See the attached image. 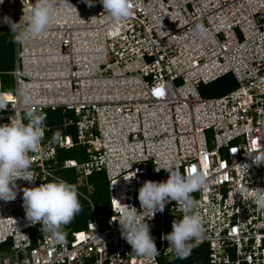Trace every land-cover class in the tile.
Returning a JSON list of instances; mask_svg holds the SVG:
<instances>
[{"label":"built area","instance_id":"built-area-1","mask_svg":"<svg viewBox=\"0 0 264 264\" xmlns=\"http://www.w3.org/2000/svg\"><path fill=\"white\" fill-rule=\"evenodd\" d=\"M59 2L65 6L56 7L46 35L14 40V67L6 71L14 88L0 91L6 105L0 124L23 122L21 89L45 117L42 139L29 153L36 179L18 178L15 199H0V244L7 245L2 264H164L177 258L161 239L183 214L175 201L145 217L154 257L132 253L117 221L120 204L139 209V187L158 182L164 168L205 175L206 187L191 194L203 220L198 243L207 244L205 264H264V213L254 203L256 188L264 189V165L249 156L264 145V0H133V14L118 24L98 0L93 6ZM33 3L3 0L0 18L19 21ZM196 24L205 27L204 36L194 31ZM0 30L10 27L0 22ZM227 73L234 88L217 96L200 92L201 84ZM49 110L65 114L57 124L63 132L52 136ZM75 146L82 148V162L59 160L60 149ZM68 168L85 177L105 172L111 211L105 229L91 198L61 174ZM56 178L75 186L91 213L87 228L63 243L31 224L22 206L23 187Z\"/></svg>","mask_w":264,"mask_h":264},{"label":"clouds","instance_id":"clouds-1","mask_svg":"<svg viewBox=\"0 0 264 264\" xmlns=\"http://www.w3.org/2000/svg\"><path fill=\"white\" fill-rule=\"evenodd\" d=\"M2 2L3 0H0V3ZM96 2L97 0H84L88 6H93ZM98 2L113 24H118L133 14V0H98ZM66 3L70 4L68 0ZM57 6L64 7L65 4L60 3L59 0H34L31 10L26 15L23 14L19 21L13 22L11 17L5 15L0 18V22L8 24L10 30L5 31L12 32L14 40L22 44L30 38L43 37L47 34L55 18ZM194 31L200 36L206 33L202 24H196ZM2 73L8 74L0 72ZM0 83V91L9 92L2 89L1 78ZM16 95L25 109L24 119L27 123H14L11 119L8 124H0V199L5 201L15 199L17 194L15 182L18 178L29 183L36 179V174L31 170L32 159L29 153L36 150L42 139V125L45 118L44 114H37L33 110L32 105L35 100L29 91L21 89ZM5 107L3 99L0 98V109ZM249 156L257 167L264 165V145ZM164 169L169 173L166 180L158 182L145 180L139 187L137 196L139 209L120 204L122 207L117 221L121 235L131 246V252L138 257L151 258L158 253L145 217L163 211L165 204L170 201H175L183 214L179 219L171 222V231L164 234L161 239L168 241L178 258L189 256L193 246L190 242L198 243L203 237L202 217L199 212L194 211L198 202L191 194L206 187L204 173L191 169L187 174H182L178 170ZM21 191L25 216L31 224L39 223L41 232L49 233L54 242H65L67 234L62 230V226L70 223L81 211L75 186L56 178L38 186L23 187ZM254 203L257 211L264 213V189L256 188Z\"/></svg>","mask_w":264,"mask_h":264},{"label":"rangeland","instance_id":"rangeland-1","mask_svg":"<svg viewBox=\"0 0 264 264\" xmlns=\"http://www.w3.org/2000/svg\"><path fill=\"white\" fill-rule=\"evenodd\" d=\"M0 39L4 40V43L0 40V46L3 44V52L4 53V61L5 67L13 68L14 67V34L10 31H0ZM1 56V55H0ZM2 58V57H1ZM0 58V59H1ZM2 60V59H1ZM5 79L3 80L2 89L5 91H11L14 88L13 78L9 75L4 76ZM237 85L235 79L231 75H227L223 78H219L214 82L209 84H201L199 87L200 92L205 96H217L222 95L228 90H231ZM73 118V115L68 114ZM65 114L61 112V110L57 111H49V117L45 119L50 125L51 123L57 124L61 123L64 120ZM23 123H27L24 119V112H23ZM75 154V153H74ZM72 157V155H70ZM78 161H83L85 159V155L82 151H77L75 155H73ZM181 172V169H178ZM62 175L65 179H67L72 184L76 185V187L83 192L84 194L88 195L93 203L95 204L96 209V219L101 229H105L108 225V219L111 214L109 208V200H108V189H107V182L104 180V175H95V176H81V173L76 169H65L62 170ZM168 177L167 171H162L160 174L157 175L159 181L166 180ZM79 202L81 204V210H84L86 213L87 209H89V202L82 196L78 194ZM85 213V216H86ZM83 216L80 221V226L84 230L86 227V221L89 217ZM168 218L171 219V213L168 214ZM41 227V226H40ZM76 227L68 229L65 225L62 226V230L66 232V240L70 241L72 238V230H75ZM5 255V251L1 256V263L2 258Z\"/></svg>","mask_w":264,"mask_h":264},{"label":"trees","instance_id":"trees-1","mask_svg":"<svg viewBox=\"0 0 264 264\" xmlns=\"http://www.w3.org/2000/svg\"><path fill=\"white\" fill-rule=\"evenodd\" d=\"M0 40L4 43V40H2V39H0ZM2 48H3V44L0 46V55H1L0 58L2 57L1 58L2 60L0 59V72H6V71L11 70L12 68H7V67L4 66L6 64H5V61H4V58H3L4 53H2L3 52ZM6 75L9 76V74H5V73L0 74L1 80H4L5 79L4 76H6ZM227 75H231L233 77L232 74H226L225 76H227ZM225 76H223V77H225ZM223 77H221V78H223ZM233 79H234V77H233ZM49 111H48V117H49ZM53 123H51V125L53 127H51V130H49L47 132V135H51L52 136V135H56V134H58L60 132H63V130L61 128H59V125H57L58 123L57 124H53ZM77 151H82V150L80 148H78V147L68 148V149H66V148L65 149H60L59 152H58V158H59V160H63V159H66V158H74L73 155H75L77 153ZM70 155H72V157ZM171 170H178V169H171ZM178 171H180V170H178ZM181 173H182V171H181ZM61 174H62V172H61ZM102 174L104 175V180H106V182H107V189H108V180H107V176H106V174H105L104 171H95V172H93L89 176L90 177L95 176V175H100L101 176ZM167 174H169L168 171H167ZM108 200H109V195H108ZM109 208H110V206H109ZM87 212L89 213V217H91L90 207H89V209H87ZM85 213L86 212L84 210H81L78 214H76L74 216V218L72 219V221L70 223H68L67 225H65V226L68 227V229H71L73 227H76L75 230H72V231L83 230L82 227L78 228V226H80V221H81L82 217L85 216ZM88 213H86V216L87 217H88ZM176 219H179V218H176ZM88 220H89V218L86 221V224H85L86 227H87ZM170 231H171V229L169 230V232ZM190 243L193 244V246L191 247L190 253L192 254V256L195 259V261L198 262V263H207V260H208V248H207V244H205V243H197L195 241H192ZM6 246L7 245L4 244V243L0 244V263H1V256H2L3 251L6 248Z\"/></svg>","mask_w":264,"mask_h":264},{"label":"water","instance_id":"water-1","mask_svg":"<svg viewBox=\"0 0 264 264\" xmlns=\"http://www.w3.org/2000/svg\"><path fill=\"white\" fill-rule=\"evenodd\" d=\"M164 264H195V260L192 256V254L190 253L189 256L184 257V258H174L171 259L167 262H165ZM203 264V263H202Z\"/></svg>","mask_w":264,"mask_h":264},{"label":"snow or ice","instance_id":"snow-or-ice-1","mask_svg":"<svg viewBox=\"0 0 264 264\" xmlns=\"http://www.w3.org/2000/svg\"><path fill=\"white\" fill-rule=\"evenodd\" d=\"M156 94H157V95H161L162 93L160 92V90H159V89H157V90H156ZM9 99H11V98L9 97ZM192 170H193V171H195L196 169H195V168H193Z\"/></svg>","mask_w":264,"mask_h":264},{"label":"crops","instance_id":"crops-1","mask_svg":"<svg viewBox=\"0 0 264 264\" xmlns=\"http://www.w3.org/2000/svg\"><path fill=\"white\" fill-rule=\"evenodd\" d=\"M11 76V75H10ZM12 77V76H11ZM2 82H3V80H2ZM81 150H82V148H81Z\"/></svg>","mask_w":264,"mask_h":264},{"label":"bare ground","instance_id":"bare-ground-1","mask_svg":"<svg viewBox=\"0 0 264 264\" xmlns=\"http://www.w3.org/2000/svg\"><path fill=\"white\" fill-rule=\"evenodd\" d=\"M4 97L6 96V95H3Z\"/></svg>","mask_w":264,"mask_h":264}]
</instances>
